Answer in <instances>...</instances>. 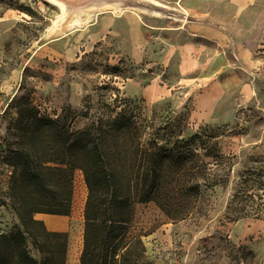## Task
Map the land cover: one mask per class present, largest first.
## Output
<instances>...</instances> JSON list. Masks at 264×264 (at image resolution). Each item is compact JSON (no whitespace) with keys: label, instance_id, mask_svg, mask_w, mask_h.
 Wrapping results in <instances>:
<instances>
[{"label":"rangeland","instance_id":"374dc122","mask_svg":"<svg viewBox=\"0 0 264 264\" xmlns=\"http://www.w3.org/2000/svg\"><path fill=\"white\" fill-rule=\"evenodd\" d=\"M60 1L0 0V231L17 221L2 201L8 127L22 105L50 117L69 106L74 128L121 112L144 139L206 132L223 155L215 169L226 183L203 188L188 215L133 204L140 264H264V185L242 184L248 199L226 207L240 177L264 168V0H171L177 9L160 13L153 3L166 0ZM128 17L146 24L142 40ZM86 196L76 169L67 264H79Z\"/></svg>","mask_w":264,"mask_h":264},{"label":"trees","instance_id":"16d2710c","mask_svg":"<svg viewBox=\"0 0 264 264\" xmlns=\"http://www.w3.org/2000/svg\"><path fill=\"white\" fill-rule=\"evenodd\" d=\"M75 118L69 106L50 117L27 102L11 119L4 161L11 173L2 205L17 223L0 231V264H66L67 232L48 230L34 214H70L76 169L87 187L79 264L146 262L141 237L130 232L136 201L153 200L175 218L198 207L203 188L226 183L215 169L223 155L212 134L194 133L170 145L144 139L133 115L97 117L78 128ZM262 170L240 177L227 209L248 199L242 184L262 188Z\"/></svg>","mask_w":264,"mask_h":264},{"label":"crops","instance_id":"0c3cea01","mask_svg":"<svg viewBox=\"0 0 264 264\" xmlns=\"http://www.w3.org/2000/svg\"><path fill=\"white\" fill-rule=\"evenodd\" d=\"M153 5L155 6L154 12H158V13L162 12L161 8L164 6H169V7L177 9L176 4L175 5L171 4V0H166V2H159V3L154 2ZM128 22L130 25V30L132 32L136 31L139 41L142 40V38L144 37L143 34L145 33V31L149 30L148 28H146V24L144 23L145 25H141V24L139 25L138 21L131 17H128ZM158 28H161V27H158ZM67 216L68 215L49 214V213H42V212H37L34 214V217L36 219L42 220L46 228L51 231H67L69 227V221L67 219ZM1 231H4V230H1ZM66 264H67V260H66Z\"/></svg>","mask_w":264,"mask_h":264},{"label":"bare ground","instance_id":"6f19581e","mask_svg":"<svg viewBox=\"0 0 264 264\" xmlns=\"http://www.w3.org/2000/svg\"><path fill=\"white\" fill-rule=\"evenodd\" d=\"M50 1H52V2H54V3H56V4L63 5V2L60 1V0H50Z\"/></svg>","mask_w":264,"mask_h":264}]
</instances>
